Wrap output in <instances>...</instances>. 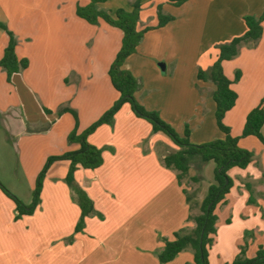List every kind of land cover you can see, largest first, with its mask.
<instances>
[{
	"label": "crops",
	"instance_id": "1",
	"mask_svg": "<svg viewBox=\"0 0 264 264\" xmlns=\"http://www.w3.org/2000/svg\"><path fill=\"white\" fill-rule=\"evenodd\" d=\"M134 1L106 0L97 7L113 14L120 8L129 11ZM140 1L138 30L156 25L158 5L174 19L147 31L124 62L123 67L140 81L136 98L178 134L187 126L193 144L223 138L214 118V85L198 80L196 73L206 71L216 60L215 46L245 32V16L261 15L264 0H187L178 7L169 0ZM88 3L0 0V23L17 36L16 55L28 62L25 70L12 76V88L0 89L4 134L0 181L24 204L31 202L35 179L47 158L78 149L67 141L75 128L74 117L61 110L76 113L79 134L118 98L107 71L122 33L102 20L91 25L78 18L76 8ZM261 26L255 46L242 44L236 57L222 63L237 95L223 120L234 137L264 96V19ZM7 40L0 29V58ZM236 72L238 81H234ZM3 79L6 76L0 70ZM51 81L54 88L48 90L30 85L44 87ZM261 134L264 137V123ZM86 140L100 150L102 164L94 170L77 168L70 187L65 182L69 162L52 163L32 215L15 220L14 204L0 191V264H160L156 255L164 241L193 228L190 188L178 179L177 171L163 164L164 157L176 151L164 134L152 132L146 121L123 104L109 124L97 127ZM238 145L252 152L253 160L245 169L227 172L232 187L216 208L212 246L224 239L234 245V257L246 239L245 255L252 258L260 246L264 248V145L251 136L239 139ZM210 163L201 165L206 164L213 174ZM201 165L190 158L185 181L200 182L201 177L189 171ZM74 189L82 190L94 209L78 232L80 209ZM204 195L196 192L194 201L200 204ZM208 262L213 264L209 254ZM166 264H193L191 249Z\"/></svg>",
	"mask_w": 264,
	"mask_h": 264
},
{
	"label": "trees",
	"instance_id": "2",
	"mask_svg": "<svg viewBox=\"0 0 264 264\" xmlns=\"http://www.w3.org/2000/svg\"><path fill=\"white\" fill-rule=\"evenodd\" d=\"M105 1L89 0L86 6L77 7L75 13L78 18L88 24L96 25L99 20H102L108 26L114 27L122 33L120 48L107 71L110 84L118 94L117 100L99 119L79 134L76 132V113L67 108L61 110L62 112L71 113L74 117L75 128L68 134L67 141L77 144L78 149L47 158L42 170L35 179L29 204H24L1 183L0 191L14 204L15 220H17L32 215L38 206L42 183L52 163L56 161L69 162V171L65 182L68 186L73 187L72 174L77 168L94 170L102 164L100 150L87 142V136L93 133L100 125L109 124L119 108L123 104H127L137 118L143 119L151 126L152 132L164 134L176 147V151L164 157L163 164L166 168L177 171L178 179L187 174L191 157L197 156L203 163L212 162L214 164L213 180L207 187L206 193L198 206L199 214L190 217L193 228L189 232L180 230L174 233L171 240L164 241L162 250L156 255L160 264H166L172 261L184 249L189 248L192 251L193 264H209L208 252L216 235L217 215L215 211L217 206L224 202L226 195H228L232 187V180L227 175V172L231 168L245 169L253 160L252 152L241 148L238 145V141L241 138L251 136L264 145V137L261 134V128L264 123V108L262 107L264 96L260 104L246 115L239 136H232L229 127L224 124L225 114L233 108L237 95L230 88L232 82L224 75L222 63L236 57L242 44L255 46L258 43L262 34L261 24L264 19V7L261 15L258 17L245 16L243 18L246 27L245 32L241 36L232 38L227 43L215 46L217 51L216 60L206 71L201 69L197 71L196 78L198 80L209 81L214 85V91L211 96L215 105L214 118L216 127L223 134V138L214 139L202 144H193L189 140L190 131L187 126H185L182 134H178L171 125L161 119L156 111L147 110L138 101L136 92L140 88V81L123 67L125 60L136 52L137 46L147 31L161 28L174 18L163 14L161 6L158 5L156 8V25L138 30L137 23L141 10L140 0L132 2L129 11L120 8L113 14H108L98 9L97 5ZM186 1L169 0V3L178 7ZM0 29L8 37L2 57L0 58V69L5 73L6 80L11 81L14 74L27 68L28 62L26 59L17 57L15 52L17 42L12 33L1 23ZM239 77L240 74L236 72L234 81H238ZM193 180L195 181V179ZM74 190L76 192L75 199L80 209V218L75 227V232H78L83 227L84 219L94 214V209L92 202L82 190ZM245 248L241 246L239 253L229 264H264V248L260 246L252 258L246 257Z\"/></svg>",
	"mask_w": 264,
	"mask_h": 264
},
{
	"label": "rangeland",
	"instance_id": "3",
	"mask_svg": "<svg viewBox=\"0 0 264 264\" xmlns=\"http://www.w3.org/2000/svg\"><path fill=\"white\" fill-rule=\"evenodd\" d=\"M163 14H165V13L163 12ZM166 15H168V14H166ZM12 35L15 38L17 44H18L17 36L14 33H12ZM30 85H32L31 87L33 89H39V90L40 89L41 90H45V89L48 90L49 88H52V89L54 88V82L53 81H51L48 84L44 85V87L43 86L39 87V85H37L35 83H30ZM17 86L18 85L16 84V87ZM12 87H13V82L12 81H7L6 79H3L2 81H0V89L5 90V89L12 88ZM2 136H4V134H3L2 128H0V137H2ZM191 158H193V160H196L197 162H199L200 165L204 164L203 162L200 161L199 157H197V156L191 157ZM212 165L213 164L210 163L209 166H212ZM201 166L202 167L199 168V169L194 168V170H190L189 171L190 175L193 174L196 177H201L200 182H197V181H194V180H190V179H187V181H185V179L187 178L185 175L180 178L182 181L186 182L185 183L186 187L190 188V190L187 193V196L190 199V206H191V209H192L191 217L194 216V215L199 214V209H198L199 202L198 201H194V195L196 194V192L199 195L200 194L203 195L204 193H206L205 191L207 189V186L210 185L212 183V180H213V174L208 171L209 170L208 166L206 164L204 166L203 165H201ZM0 183L5 187V185L1 181H0ZM195 187H197L196 190H194ZM189 231L190 230H185V232H189ZM246 241H247L246 239L242 240V243L240 244L241 246H244V248H245V246L247 244ZM233 247H234V245H231V243H228L224 239H220L218 245H216V243H215L210 248V250L208 252V254L211 255V259H212L213 264H221L222 263L221 261L223 259H224V264H228L227 261L229 259L233 260L235 258V256L233 257L234 254L232 255V252H231Z\"/></svg>",
	"mask_w": 264,
	"mask_h": 264
}]
</instances>
